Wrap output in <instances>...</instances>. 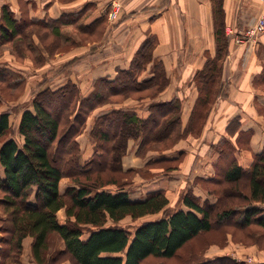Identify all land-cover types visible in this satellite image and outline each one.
I'll list each match as a JSON object with an SVG mask.
<instances>
[{"label": "trees", "instance_id": "16d2710c", "mask_svg": "<svg viewBox=\"0 0 264 264\" xmlns=\"http://www.w3.org/2000/svg\"><path fill=\"white\" fill-rule=\"evenodd\" d=\"M214 3L216 55L205 52L204 65L195 72L193 81L198 97L185 129L182 102L175 97L150 104V113L145 117L135 108L113 109L97 117L90 132L94 147L90 154H84L78 141L96 108L111 103L113 98L127 99L132 93L146 90H155L151 99H156L166 89L169 78L164 64L161 60L155 61L153 53L159 44L156 36H149L142 43L129 69H119L116 77L101 78L89 96L83 97L70 83L53 91L50 85L42 88L31 104L33 110L26 107L22 113L18 126L22 146L13 138L9 113L0 114V264H20L23 244L28 238L32 239L31 252L36 264L66 261L143 264L149 258L173 259L191 241L215 230L233 227L244 231L252 226L264 229V149L245 168L235 158L231 141L222 140L221 146L226 145L228 150L222 149L220 163L215 166L217 174L220 169L222 176L202 179L206 185L227 184L222 191L207 189L210 198H217L214 203L207 200L201 203L200 198L189 192L183 196L188 210L169 212L170 201L163 190L149 193L143 201H132L126 191L132 183L124 178L131 170H123L122 158L128 152L130 140L139 142V156H144L153 143L174 144L195 133L199 123L202 125L224 95L223 70L232 44L223 18L222 0ZM88 8L74 14L78 16L75 19H69L70 14L64 13L58 20L29 21L23 17L17 20L15 11L6 4L0 18V46L18 38L20 48L29 45V51L35 50L30 37L35 30L28 28L37 26L51 30L49 33L55 39L66 42L68 39L60 27L70 20L78 22ZM96 23H82L81 29L91 33ZM43 61V57L36 59L37 64ZM151 64H154L152 77L140 79L138 76ZM8 85L17 87L20 83L12 81ZM39 86L37 90H41L43 83ZM56 96H60V101L54 109ZM237 122L233 121L235 127ZM181 157L162 156L152 161H173ZM152 161L148 164H153ZM64 178H69L71 185L61 193ZM242 185H247L248 193L241 189ZM61 210L67 216L64 222L58 218ZM160 214L159 218L140 224L134 232L110 226L127 217L137 220ZM54 234L61 237L65 248L50 257ZM247 238L257 243L262 239H256L257 235L249 232ZM198 264L243 263L229 256H217Z\"/></svg>", "mask_w": 264, "mask_h": 264}, {"label": "rangeland", "instance_id": "374dc122", "mask_svg": "<svg viewBox=\"0 0 264 264\" xmlns=\"http://www.w3.org/2000/svg\"><path fill=\"white\" fill-rule=\"evenodd\" d=\"M82 0H57V4L60 6H71V5H77V3ZM130 2L134 0H96V1H90L87 0V2L84 4L83 8L86 6H89V8L83 13V18L79 19L78 22L72 23L75 20H70L67 24L61 26V30L65 36V38L68 39V41L64 42V39L57 40L52 36L51 30H48L46 28H39L37 27H30L29 29L35 30L34 34L32 35V32L30 33V37H32L33 42L35 43V50L29 51V45L28 47L20 48L19 44L20 39H15L13 42H7L0 46V69H3L5 71H0V114L9 113L10 115V122L13 126V138L16 139L20 146L23 145V138L18 133V126L20 123V119L22 116V113L24 112V109L26 107H31V104L36 97L37 93L39 91H42V88L50 85V90H58L61 85L60 81H66L65 85L67 84H74L75 87H77L81 92L82 96L86 97L89 96L94 87L96 86L97 82L101 79H95L88 81V84L84 86L83 88L79 87L76 83L73 82V80L69 79V75H76L77 76V69L79 68V63L81 61L82 57H79V55H82L84 58H87L88 55L90 57L96 56L97 51L105 46H110L111 43V37L110 35H115L114 31H117L119 28L125 27L126 23L121 18L123 13V2ZM247 5L250 4L249 11L247 13V19L245 24L243 25H232L231 28H234V31L236 33L242 31L245 29L254 19H256L261 12V8L258 5L256 0H246ZM9 0H0V17L2 16V8L6 4L9 5ZM19 3V14L20 18L23 17L27 20H31V15L33 16H45L44 19H51L50 17V8L44 6L37 7L36 4H33L29 2L28 0H18ZM99 3L104 4L100 8H98ZM2 5V6H1ZM108 5V6H107ZM79 7V6H78ZM81 8L80 11L83 9ZM78 8H74V10H77ZM106 10L104 13L102 10ZM72 10V9H71ZM71 10L64 11V13L70 14L68 17L69 19H75L77 18L74 14L77 12H68ZM117 18L115 19L113 17V13L115 11H118ZM78 11V12H80ZM51 13L57 14L62 13L61 7H56L51 10ZM63 13V14H64ZM62 14V15H63ZM61 15V16H62ZM60 16V17H61ZM93 17H98L96 20H93ZM40 20V19H35ZM43 20V19H42ZM121 20V22H120ZM98 21L94 25V30L91 33L84 32L81 29V25L83 24H90L92 22ZM83 23V24H82ZM50 32V33H49ZM110 32V34H109ZM38 34V35H37ZM144 35L148 38L149 36H155V35H149V32L144 33ZM149 35V36H148ZM147 38L140 39L137 42L138 50L141 47L142 43L147 40ZM264 35L260 37L259 42L255 45V49L253 50L254 53H257V55L260 57H264ZM158 41L157 39L155 40ZM128 44L133 45L132 41H127ZM188 42V41H187ZM159 43V41H158ZM190 43V42H189ZM188 43V54L185 53L183 55L182 60L184 63H190L192 58L195 55H192L191 52L194 49L192 45ZM231 44H233V41H231ZM235 44V43H234ZM44 45V46H43ZM236 45V44H235ZM158 48V45L154 47L153 53L155 57V61H162L163 60L156 56V50ZM137 50V51H138ZM136 51V52H137ZM76 52H79L81 54L70 56ZM250 50L245 51V59H247L251 54H253ZM136 53L133 54L130 58V64L127 69L131 67L132 60L134 59ZM109 54L101 55L96 57V60L101 59L102 62H105V59L108 57ZM171 62L167 61V67L169 70H171L172 76H176L179 74L177 68L174 66L176 62H178L177 55L171 54ZM70 56V57H69ZM39 57H43L44 61L43 63L37 64L36 59ZM205 58V56H204ZM88 63H93L92 61L87 62L86 66H88ZM164 64V62H163ZM78 65V66H77ZM153 65L151 64L148 69L143 72L140 76H138L140 79H147L152 77V69ZM77 67V68H75ZM165 71L167 74V68L164 64ZM121 68L116 67L114 69V72L116 73L113 75L116 77L118 74V70ZM76 71V72H75ZM75 72V73H73ZM1 74H4L5 76L2 77ZM69 74V75H68ZM106 74V72H105ZM107 75V74H106ZM168 77V74H167ZM60 78V79H59ZM63 78H66L63 80ZM169 78V77H168ZM187 80H184L181 84L182 88H185L188 92L190 87H195V90L197 91L196 85L193 81H188L189 77L186 76ZM12 81L19 82L20 85L17 87H11L8 84ZM175 82V78H169L168 85L166 89L171 86ZM40 83H43V86L40 89ZM55 86V87H53ZM57 87V88H56ZM63 87V86H62ZM61 88V87H60ZM165 89V90H166ZM163 90L156 99H151V96H153V93L155 90H146L142 91L140 93H132L129 98H125L124 96H119L116 98H113L115 100H112L111 103H107L103 106H100L99 108H96L90 115V118L87 122V128L86 132L81 135L78 138V141L80 143L81 150L84 152L85 155L88 154L90 150H92L93 145L91 144V138H90V132L93 127V123L95 119L102 114H105L113 109H119V108H125V109H138V111L142 114L143 117L149 115L150 113V104L154 102H163L159 100L160 95L165 92ZM194 90V91H195ZM198 92V91H197ZM49 95V94H47ZM50 98V95L48 96ZM60 96H56L55 98L58 100L55 104H53V108L56 109L59 107V101ZM124 97V98H123ZM175 98V97H173ZM172 98V99H173ZM182 102V122H183V128L185 129L188 123L191 120V116L193 113V107L189 108V111H187L186 116H188L186 119V123L183 120V100L180 99ZM196 103V102H195ZM216 105V104H215ZM32 108V107H31ZM215 108V106H214ZM213 108V109H214ZM27 109V108H26ZM213 113L209 115V117L198 125V129L195 131V133L188 135L182 139H179L174 144L172 142H159V143H153L150 145L149 151L147 149L145 150L144 156H139L137 154L138 148H139V142L130 140L128 143V152L127 154L122 158V168L124 171L131 170V174L126 176L124 178L125 181H129L132 184L126 188V191L132 195V197H143L148 196L149 193L163 190L167 197L171 199L172 204L169 205V212L173 211H179L183 210L182 207L185 205L183 204V196L186 193L193 192L194 187H200L204 192L208 191V188L215 189L217 191H222L227 184L224 185H206L203 183L202 179H194V181H190L188 179L183 180L182 189H177L170 191V189H159L158 187V180L160 179H169V177H173V174L180 173L183 171V166L185 164H188L191 162L190 169L193 168L194 160L189 159L186 153L182 155V157L178 160L173 161H161L157 163H153L152 159L157 158V156L161 155H171L170 153L175 152L174 150L181 149L184 150L186 146H188L190 143H192L195 139H199L205 127L207 126L208 122L211 121V116ZM185 119V118H184ZM229 130V129H228ZM227 130V131H228ZM228 134L230 137L235 136L234 131L230 132L228 131ZM194 139V140H192ZM223 140V139H222ZM222 140L217 145L210 146L213 147L216 154V161L213 163L214 170L216 169V164L218 165L220 163V157H221V151L223 148H226V145L223 147ZM133 142V143H132ZM221 143V144H220ZM130 144L132 146L130 147ZM240 145L242 147H245L244 143L240 142ZM235 147V146H234ZM248 149V146H246ZM228 150V148H226ZM236 152V148L234 151V154ZM125 159V162H124ZM153 164H148V163ZM130 167V168H129ZM132 167V168H131ZM128 168V169H127ZM217 170V169H216ZM214 172V177H221L222 173H220V169H218L217 172ZM169 174H172L168 176ZM184 178L188 175V171L183 173ZM116 178V174L113 175ZM106 177V176H105ZM192 182V183H191ZM63 183H67L66 185ZM71 181L69 178H64L61 181L60 188L62 186V189L65 188L68 184H70ZM71 185V184H70ZM157 189V190H156ZM241 189L248 193L247 185H242ZM153 190V191H152ZM143 192L144 195L141 193ZM0 195H2L0 193ZM193 195H195L193 193ZM215 197V196H213ZM216 198V197H215ZM214 198V199H215ZM213 199V198H212ZM213 199V200H214ZM217 199V198H216ZM202 203V201H201ZM1 214V212H0ZM160 215L155 216H149L142 219L134 220L131 217H127L124 220L120 221L117 224H111L110 226H118L120 228H124L128 231L134 232L135 229L142 224L145 221L153 220L159 218ZM154 217V218H153ZM58 218L61 222L66 221V213L64 210H61L58 213ZM253 233L257 235L256 239H259L262 237L259 243L251 241V239L247 238V233ZM261 235V236H258ZM1 236V234H0ZM31 246H32V239L28 238L24 241L23 244V254L21 256V262L20 264H36L32 257L31 252ZM64 242L61 239V237L58 234H54L51 237V243H50V257L56 256L58 253H60L62 250H64ZM244 255V257L249 259V262H252L253 264H257L259 261L258 259H264V229H261L260 227L252 226L248 230H236L235 228H227L224 230H215L210 233H208L205 236L199 237L191 241L188 245H186L180 252L179 255L173 259H155V258H149L147 261H145L143 264H198L203 261H209L210 259H213L217 256H229L232 257L238 261L237 259L239 256ZM236 257V258H235ZM257 259V260H256ZM242 262V261H241ZM249 262H242L243 264H250ZM63 264H71L70 261H66Z\"/></svg>", "mask_w": 264, "mask_h": 264}, {"label": "crops", "instance_id": "0c3cea01", "mask_svg": "<svg viewBox=\"0 0 264 264\" xmlns=\"http://www.w3.org/2000/svg\"><path fill=\"white\" fill-rule=\"evenodd\" d=\"M28 1L36 4L37 7L44 6V8L48 7L51 10L56 7H61L62 13L54 14L51 13L50 10V17L54 20H58L64 11L71 9L72 10L68 12L73 13L80 11L87 2V0H82L79 1L77 5L60 6L57 4V0ZM9 2V5L15 11L16 19L19 20L18 0H9ZM221 4V8L224 11L223 18L227 25V32L230 30L234 31V28H231L232 25L235 27L236 24H245L250 7V4L247 5L246 0H222ZM103 5L104 4L99 3L98 8ZM76 7L78 9L74 10ZM105 11L104 9L102 10L103 13ZM30 18L42 20L45 16L37 17L36 15H31ZM96 18L98 17H93L92 21L96 20ZM121 18L126 25L114 31L115 35H110V46L99 49L97 55L93 57L88 55L87 58H84L82 55H79V57L82 58L79 63V68L76 70L77 76L72 74L70 76L68 74L69 79L83 88L90 80L92 81L107 76L114 77L113 75L116 74L114 69L116 67L121 69H127L129 67L131 56L138 50L137 42L140 39L147 38L144 33L149 32V35L153 34L159 40L155 55L163 60L167 68L168 77L175 78V82L160 95L159 100L167 102L173 97L182 99L184 103L183 120L186 123V120H188L186 119L188 117L186 116L187 111L195 104L198 92L195 90L194 85L190 87L188 92L185 88L181 87V84L184 80H187L186 76L189 77L188 81H192L195 72L203 67L205 52H208L211 56L216 55L214 0L125 1L123 2V13ZM228 35L232 41V35L229 33ZM132 40L134 42L133 45L128 44L127 41ZM188 43L192 45L193 48L197 49L191 52L192 55H195L191 62L184 63L182 58L185 53L188 54ZM231 47L232 50L227 57L223 70L224 95L217 101L212 111L211 121L208 122L202 136L199 139H192L194 141L186 146L184 150L175 149V152L170 153L171 155H161V157L177 158L184 153H186L187 157L189 154V159L195 161L193 168L190 169V162L183 166V171L179 174L175 173L173 177L170 176L172 174H169V179L163 178L158 180V186H161L158 187L159 189H170V191L177 189L181 190L183 188L182 185L185 184L183 183L184 179L189 178V180L193 182L194 179L207 180L213 178L215 172L213 163L216 161L217 157L214 152L215 150L210 144L217 145L222 139L231 141L235 146L236 152L234 156L239 165L245 168L252 165L254 155L260 154L263 151L264 57H259V54L257 55V53H254V48L251 51L253 54L245 59L246 47L235 45L234 40ZM78 54L81 53L76 52L70 56ZM105 54H109L105 62H102L101 59L96 60V57ZM171 54L177 55L178 58V62L174 65L179 73L177 77L172 76L171 70L167 67V61L171 62ZM90 61L93 63H88V66H86V63ZM64 79L66 78H63V80ZM60 82L61 85L57 86L62 87L66 84V81L61 80ZM28 109L31 111L33 110L31 107ZM234 120L238 121L236 123L237 127L233 125ZM227 130L230 132L234 131L235 136L230 137ZM240 142L244 143L245 147H242ZM131 146L132 144H130V147ZM246 146H248V149ZM90 153L91 150L88 154ZM157 158H160V156H157ZM186 171H188V175L184 178L183 173ZM63 184L66 185L67 183ZM69 186L70 184L65 186L64 189H62L61 186V193H64ZM141 193L144 195L143 192ZM193 193L201 199L202 203L206 200L214 203V200L200 187H194ZM129 197L132 201H143L146 198V196L132 197L130 193ZM168 199L172 204L170 197ZM182 209L185 211L188 210L185 206L182 207ZM237 259L242 262H249V259L244 257V255L239 256ZM258 260V263H264V259Z\"/></svg>", "mask_w": 264, "mask_h": 264}, {"label": "built area", "instance_id": "2783aa9c", "mask_svg": "<svg viewBox=\"0 0 264 264\" xmlns=\"http://www.w3.org/2000/svg\"><path fill=\"white\" fill-rule=\"evenodd\" d=\"M261 7L259 16L254 19L245 29L236 33L233 30L227 32L232 35L234 43L238 46H244L249 51L255 48V45L259 42L260 37L264 35V0H256ZM118 11L113 13V17L116 19ZM229 36V35H228ZM252 263V262H249Z\"/></svg>", "mask_w": 264, "mask_h": 264}]
</instances>
